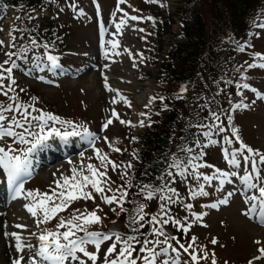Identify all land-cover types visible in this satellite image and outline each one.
<instances>
[{
    "label": "rangeland",
    "instance_id": "1",
    "mask_svg": "<svg viewBox=\"0 0 264 264\" xmlns=\"http://www.w3.org/2000/svg\"><path fill=\"white\" fill-rule=\"evenodd\" d=\"M184 1L125 0L124 3H119L118 0H96L100 4L99 10H97L101 17L100 21L96 19L91 0H39L29 14L31 19L20 16L19 12L11 7L6 8L0 5V29H2L0 30V40L5 42V47L0 48V63L8 59L5 55L6 52L19 53L21 47L28 49L27 60L17 59L16 56H13V59L20 65L19 69L13 71L17 84L13 86L15 91L9 92L8 97L0 95V104L4 106L12 104L13 107L15 104H22L25 107L32 106L42 112L51 113L65 120H72L76 124H85L90 131L96 133L95 148L120 166L116 171H113L111 166L108 167L107 175L111 181L108 187L113 191H106V194L118 196L117 189L127 191L126 187L130 184L126 177L133 171L135 158L131 152V138L135 134L148 130L149 125L153 123L151 119L157 110H163L165 107V101H158L155 97L160 85L159 77H156L158 66L153 61L156 58L158 62L171 50L174 43L181 40V24L174 15V8L183 5ZM218 4H221V0H187L188 8L192 7L197 10L208 25L214 26L213 30H217L219 26L217 16L220 17V13L216 8ZM261 4L263 6L256 9L254 15L249 17L250 20H247L253 29L246 36L247 43L234 41L227 36L222 41L224 47H241L243 49V53L237 57L235 68L237 71L248 68L247 71H241L238 74L243 76L246 74V77H251L249 82L251 86L244 88L243 85H239V82H233L231 97H229L231 93L227 87L222 86L219 89L220 98L216 101L217 113L208 119L206 128H204H208V130H198V134L202 132L204 137L202 140L199 134L201 142L196 145L197 149L186 153L189 154L190 159L192 156H196V159L183 166L185 161L177 162V159L170 154L172 157L168 159L161 175L157 177L158 185H161L163 191L155 193L151 200L145 199L148 190L129 194L123 205L125 209L123 213H120L116 204H105L100 196L93 192L95 202L78 200L67 211L60 212L51 222L37 228L35 220L24 207L31 203L29 199L25 198L28 191L50 193V189L55 187L54 181L61 176H70L72 168L79 169L81 165L86 167L89 163L100 167L92 146H89L88 149L84 147L77 153L68 154L64 158L56 156L55 161L47 163L30 176L29 181L23 186L24 190L21 196L13 200L12 204L4 206V200H1L0 205H3V208L0 206V248L9 247L11 253L8 261L4 264H9L11 259V264H13L14 260L21 257H23L22 264L25 262L30 264L29 257L32 252L27 248L23 252H18L12 233L18 234L25 243L37 245L38 241L31 233L39 234L41 229L56 231L59 220L61 218L70 219L74 210L84 211L87 209L91 212L97 208L99 209L97 215L102 218V223L89 226L88 231L106 233L117 230L128 233L123 232L126 229L124 224L127 216L126 208L133 206L136 210L140 204L145 205V212L148 214L145 216V227L140 230L143 233L149 232L152 225H148L147 220L151 215L160 213L159 206L161 204H164L168 209V214L164 218L167 219L170 215L186 225H191L186 235L178 231L171 222L164 226V230L169 236L178 237L185 247L191 243L192 237H196V242L193 245L196 253L199 256H203L205 251L209 254V258L200 260V264H211L212 253H215L217 264H225V262L227 264H248L250 259L259 255L257 249L261 245L254 242L259 240L255 236L260 233L261 229L253 224V220L248 216L250 214L245 215L249 212H246L243 197L240 196L241 188L238 185H233L240 181V178L229 175L228 180H231L232 183L226 182L221 190L217 191V188L220 187L219 179L223 177L208 183L203 179V176H216V169H219L229 173L235 171L242 172L243 175L250 174L253 176L252 183L264 182V180L256 179L257 174L264 177V164H258L257 171L251 172L250 166L243 163V156H247L248 153L246 149H240L242 141L248 147L264 153V98H261L264 97V68L248 67L249 64H264V61L254 58L255 53L264 55V0H261ZM118 8L122 11H117ZM81 10L83 15L79 14ZM124 13H127V16ZM17 16L22 19L16 20ZM132 16L140 19H129ZM121 18L127 21V26L122 31L130 46L128 50L132 53L131 56L124 50L116 51L119 53L118 55L113 54L106 41L104 47H101L100 24L105 27L104 39L107 38L108 32L112 35L115 33V23H118ZM164 23L169 25L168 33L162 32ZM14 27L23 31L13 33L16 36V47L11 48L7 46L9 44L8 33ZM28 30H33V35L41 38L38 41L40 44L48 43L50 45L48 51L51 55L60 58L62 72L59 70L40 72L35 69L36 61L33 60V56H39L45 49L40 47L33 50L31 48V38L25 36ZM154 32L161 38L158 39ZM32 38L34 37L32 36ZM158 43L161 45V50L159 56H155V48ZM105 51L108 52L107 57L104 55ZM7 66L5 65V67ZM146 74H150L151 79L141 80V77ZM4 83L8 84V81L5 80ZM109 88L112 91H109ZM11 96H15L16 100H10ZM234 98L238 102L239 100L242 102V104H238L241 107L235 109L234 113L236 114L231 117L232 126L238 130L239 140L224 123L228 107L232 104L229 102ZM29 111L31 112V108ZM113 111L119 115L121 120L129 121L131 124H121L112 116ZM142 113L144 115H141ZM38 114V112H31L33 116ZM5 115L9 119L13 115L17 119H21L19 113L15 111L6 112ZM215 116H218L219 119H215ZM110 118L113 119V124L104 130L102 125ZM142 120L144 126L140 125ZM50 126H52L51 122ZM54 126L60 127V125ZM219 128L224 130L219 131ZM15 131L20 132L22 129H15ZM32 131H38V129L33 128ZM204 133H208V135L205 136ZM28 139L33 140V137H28ZM9 145L18 149L14 153L15 155L23 154L26 149L24 148L25 144H17L11 137L0 141V146L7 148ZM113 148H119L121 151L115 152L112 150ZM237 150L243 153V156L238 154L237 157L241 162L239 168L229 165L230 155L225 157L226 151L231 153ZM256 159L259 160L258 157ZM174 160L180 164V169L169 166ZM128 164H131L132 167L127 168ZM190 164L194 167H190ZM100 170L104 169L100 168ZM178 171H184L185 174L178 175ZM169 172L173 175L169 176ZM3 173L4 170L0 168V174L4 175ZM165 185L166 187H164ZM201 186L208 193L207 196L199 195ZM169 188H175L178 195L173 196L168 191ZM233 191L235 194L228 197V193ZM193 192L197 194L195 199L191 196ZM161 195L172 196V200H160ZM225 198L228 199L227 204H218L220 199ZM213 203H217L218 207H206ZM187 204L192 205L191 210L184 207ZM112 208H116V212L111 211ZM117 213L120 214L117 215ZM205 213L207 214L204 215ZM193 214L202 215L203 219L197 221ZM113 221L116 223L113 224ZM17 225H26V229L17 227ZM132 226L137 227V225ZM65 230L64 228L60 229L61 232ZM261 232L264 236V229ZM128 234L139 235V233L133 232ZM77 235H83V233H77ZM212 238H216L218 241L216 245L211 244ZM140 239L143 240L144 236L141 235ZM148 239L164 241L165 238L148 236ZM168 242L173 247H178L175 241L169 240ZM166 246L164 243L155 246L148 245L149 248L155 247L156 251ZM86 247L89 251H95L93 245H86ZM104 247L106 245L102 246L101 255H103ZM192 250V248L189 249L190 252ZM169 255L175 254L169 250ZM167 258V256H163L161 260ZM179 260L181 264H185V262L192 264L190 257L183 250H180ZM70 264H77V262L71 261ZM88 264H91V261H88ZM98 264H100L99 261ZM254 264H264V261H255Z\"/></svg>",
    "mask_w": 264,
    "mask_h": 264
},
{
    "label": "snow or ice",
    "instance_id": "2",
    "mask_svg": "<svg viewBox=\"0 0 264 264\" xmlns=\"http://www.w3.org/2000/svg\"><path fill=\"white\" fill-rule=\"evenodd\" d=\"M95 3V0H93ZM119 3H124L125 0H118ZM99 10V6L97 5ZM117 11H122L117 9ZM80 15H83L81 10ZM115 15V13H113ZM127 16V13H124ZM16 20L22 19V17H15ZM31 19V17H29ZM129 19L138 20L139 17L132 16ZM151 19V18H149ZM127 26V21L123 18L119 20L118 23H115V33L113 38L107 41V44L110 45L113 50V54L118 55L119 53L115 50L121 47V41L116 37L123 34V28ZM101 28V47H104L105 41L103 36L105 34V27L103 24ZM2 30V29H0ZM15 31H23L21 29L12 28L9 33V44L8 47L15 48L16 36L13 35ZM143 31V29H140ZM5 47V42L0 40V48ZM42 47L45 51L39 56H33V60L36 61L35 69L37 71L43 72L45 70L50 72H55L56 70L63 71L62 65L59 63V57L51 55L48 51L50 45L48 43L40 44L35 38H31V48L34 50L36 48ZM243 51V49H240ZM28 49L21 47L19 53L16 52H6L5 55L8 59L0 63V95L9 96V92L15 91L13 88L17 84L13 76V71L19 69L20 65L17 64L16 60L13 59V56H16L17 59L27 60ZM125 52L131 56L132 53L124 48ZM105 57L108 56V52H104ZM254 58L257 60L264 61V55L260 53H255ZM5 65H8L5 67ZM249 68L252 67H261L264 68V64H249ZM7 80L8 84H5L4 81ZM107 87V84H106ZM244 88H249L248 84L243 85ZM112 91L111 88L108 89ZM186 88H181V94L178 98H183V93L186 91ZM23 91V89H20ZM264 98V97H261ZM10 100L15 101L16 97H9ZM34 100L36 98H33ZM163 99V98H161ZM234 107L239 108L241 105H235ZM31 112H38V115H31ZM19 113L21 119H17L13 115L10 119L5 115L6 112ZM141 115H144L143 113ZM112 116L115 117L121 124H131L129 121H124L119 118V115L113 111ZM215 119H219L218 116H215ZM231 120V117H229ZM34 122V123H33ZM50 122L51 125L50 126ZM113 124V119H108L103 125L102 128L107 130V128ZM54 125H60L59 128ZM140 125L144 126V121H140ZM150 126V125H149ZM38 129V131H32V129ZM15 129H22V131L17 132ZM223 128H219V131H223ZM233 134L236 135L237 140H239L238 130L234 129ZM205 136L208 133H204ZM6 137L14 138V142L17 144H30L22 155H15L14 153L18 149L12 148L10 145L5 148L0 146V168L4 170L7 176V186L11 193V199H16L21 196L23 192V183L19 182L21 177L31 175L30 172V160L29 157L40 148H49L54 149L56 147L55 142H59L62 146H67L70 139L78 137L81 141L87 143L89 146H92L95 150L96 158L100 163V167H97L94 164L89 163L86 167L81 165L79 169L72 168L70 176H61L59 179L54 181L55 187L50 189L49 192L41 193L39 191H28L25 198L29 199L31 203L26 204L24 207L26 211L33 217L36 222L37 228H40L41 225L51 222L56 218L60 212L67 211L71 205L78 201H88L92 200L95 202V197L93 192L100 196V199L108 205L116 204L120 213L125 211L124 202L129 193L121 189H117L116 192L119 193L117 196L113 194L111 196L106 194L107 192H112L113 190L108 187V184L111 182L110 178L107 175L108 167L111 166L113 171H116L119 165L114 161L110 160L106 154L100 152L99 149L95 148V140L97 139L96 133L89 130L85 124H76L72 120H65L59 116L52 115L51 113L42 112L32 106L25 107L22 104H15L13 107L12 104L4 106L0 104V141ZM28 137H33V140H29ZM106 139V138H105ZM231 143V141H228ZM111 146V145H110ZM240 149H246L248 155L243 156V153H240L239 150L236 152L228 153L225 152V157L229 155L231 159L228 161L230 166L235 168L241 167V162L238 160V154L243 156V163L250 166L251 172H256L258 164H264V153H260L258 150H254L247 145L240 142ZM115 152H120L121 149L113 148ZM256 157L259 158L257 161ZM178 160V157L176 158ZM196 156H192L191 160H195ZM71 163V161H69ZM170 167H175L180 169V164L176 163L174 160ZM194 167L193 165H189ZM127 168H131L132 165H126ZM100 168L104 170L101 171ZM178 175L183 176L184 171H178ZM169 176L173 173L169 172ZM229 175L233 177H239L241 183L244 185V188L247 190H255L258 195H252L245 199L246 204H251L252 207L249 209L250 213H258L261 217V223H264V183H252L253 176L246 174L241 176L240 173L233 171L232 173L224 172L219 169H216V176H203V179L208 183H211L214 179H219L220 187L217 188V191L221 190L222 186L227 183H232L231 180H228ZM163 179V177H161ZM256 179L258 181L264 180V177H261L257 174ZM166 187V185L164 186ZM90 189V190H89ZM144 189H151L147 192L145 199L151 200L157 192H162L163 188L157 186L152 188L150 185L145 184L141 191ZM169 192L173 196L178 195L175 188H169ZM235 194V191L229 192L228 197H231ZM246 193L242 192V195ZM196 193H191L193 199L196 197ZM199 195L207 196L208 193L203 190V186L200 188ZM160 200H172V196H163L159 197ZM228 199H220L218 204H227ZM217 203L206 205V207L217 208ZM161 215L153 214L147 220L148 225H152L148 233H143L140 230L145 227V216L148 214L145 212V205L140 204L136 209V215L130 216L128 222L125 224V227L130 228L131 232L139 233V235H130L128 233H122L117 230H111L109 232H94L88 231V227L95 224L102 223V218L97 215L99 209L93 210L91 212L85 209L81 211L76 209L73 211L70 219L61 218L56 225V231H50L47 229H41L39 234L33 232L32 236H35L38 244L32 245L31 243H25L22 241L21 237L12 233L11 235L15 238V248L18 252H23L25 248L32 252V255L29 257L30 264H40L41 261L48 262V264H70L71 261H76L77 264H88V261H91V264H181L179 260L180 250H183L184 253H187L190 257L192 264H200V260H207L209 254L205 251L203 256H199L196 253V250L193 248V245L196 242V237L191 238V243L187 247L180 242V239L176 236H169L165 230L164 226L168 225L169 222L177 228L178 231H181L185 235L189 232L191 225H186L182 223L179 219H174L170 215L168 218H164L168 214V209L164 204L160 206ZM186 209L191 210L192 205L187 204L184 206ZM111 211L116 212V208H112ZM120 213H117L119 215ZM205 213L204 215H206ZM249 213H245L248 215ZM195 219L200 221L203 219L202 215H195ZM116 221H113L115 224ZM132 225H137L133 227ZM159 225V227H156ZM205 227L207 225H204ZM17 227L25 228L26 225H17ZM64 228L65 231L61 232L60 229ZM77 233H83V235H77ZM144 236V239L141 240L140 236ZM148 236L155 237H164V241L159 239L149 240ZM169 240L176 242L178 247H173ZM111 243H108L110 242ZM212 245H216L218 241L216 238H212L210 241ZM161 243L166 244L167 246L156 251L155 247L149 248V244L159 245ZM254 243L261 245L262 242L257 240ZM86 245H93L95 251H89ZM104 247L103 255H101L102 246ZM193 250L190 252L189 249ZM169 250L175 255H169ZM259 255L254 256L248 261V264H254L255 261H264V246H261L257 249ZM79 254V255H78ZM135 254V255H134ZM167 256V259L161 260V257ZM23 257L18 258L13 261V264H22ZM27 264V262H25ZM187 264V262H185ZM211 264H217L215 258V253L211 254ZM227 264V262H225Z\"/></svg>",
    "mask_w": 264,
    "mask_h": 264
},
{
    "label": "trees",
    "instance_id": "3",
    "mask_svg": "<svg viewBox=\"0 0 264 264\" xmlns=\"http://www.w3.org/2000/svg\"><path fill=\"white\" fill-rule=\"evenodd\" d=\"M38 1L0 0V5L11 7L20 16L27 18ZM262 6L261 0H221V4L216 7L220 13V17L217 16V30H213L214 26L208 25L197 10L188 8L187 0L174 8V15L181 24V40L174 43L171 50L158 62L156 58L153 61L158 66L156 77H159L160 85L155 97L158 101L164 100L165 107L157 110L148 130L131 138V152L135 158L133 171L126 177L130 184L126 187L129 194L140 192L145 184L152 188L161 186L158 185L157 177L172 157L170 154L175 159L178 157L177 162L185 161L183 166L191 162L186 153L197 149L196 145L204 137L199 132L201 139L199 138L198 130L206 128L210 116L217 113L219 89L227 87L231 97L233 82H239L240 86L249 85L251 77L238 74L248 68L241 71L235 68L237 57L243 53L240 50L242 48L224 47L222 41L227 36L234 41L247 43L246 36L253 30L247 20ZM168 26L164 23L162 32L168 33ZM25 36H33L37 41L41 39L33 35V30H28ZM155 36L161 38L157 33ZM160 50L161 45L158 43L154 55L159 56ZM149 78L151 79V75L146 74L141 80ZM182 87L187 90L183 93V98H178ZM229 103L232 104L228 107L224 123L233 131L236 128L232 126V119L229 120V117L236 114L234 106L242 102L234 98ZM144 190L146 192L151 189ZM126 213L124 224L130 216L136 214V210L130 206L126 208ZM123 232L130 233L131 230L126 227Z\"/></svg>",
    "mask_w": 264,
    "mask_h": 264
},
{
    "label": "bare ground",
    "instance_id": "4",
    "mask_svg": "<svg viewBox=\"0 0 264 264\" xmlns=\"http://www.w3.org/2000/svg\"><path fill=\"white\" fill-rule=\"evenodd\" d=\"M93 2V1H92ZM93 5L95 6L94 8H97V3H94L93 2ZM113 38V35L110 33V32H108V35H107V38H104L103 40L104 41H108V40H110V39H112ZM117 39H119L120 41H121V47L120 48H118V49H116L115 51H118V50H124V48H127V49H129V45H128V42H127V40H126V36H125V34L123 33L122 35H118L117 37H116ZM109 47H110V45H109ZM110 50L111 51H113L112 49H111V47H110ZM56 143V142H55ZM57 146V145H56ZM67 146H69L67 149H69V150H72L73 149V147H72V141L70 140L69 141V143H68V145ZM67 146H63L64 148H66ZM57 147H55L54 149H56ZM36 151H39V153H40V155H41V157H42V159L45 157V156H47V155H49L50 153H51V150L49 149V148H40V149H37ZM37 153V152H36ZM70 153H73V152H70ZM41 159V160H42ZM240 175L241 176H243V174L242 173H240ZM259 183H264L263 181H261V182H258V185H259ZM242 184V183H241ZM234 186L236 185L237 186V183H234L233 184ZM242 186H243V188H244V185L242 184ZM9 191V190H8ZM10 192V191H9ZM243 193H246L244 196L246 197V198H248V197H250V196H252V195H258V193L255 191V190H247V189H245L244 188V191H243ZM8 202V201H7ZM252 207V205L251 204H248V212H249V209ZM249 216H250V218L253 220V222H254V225L256 226V225H259V224H264V223H261V217H260V215L258 214V213H250L249 212ZM258 228H260L261 230L262 229H264V226L263 225H261V226H257ZM261 230H260V233L259 234H257L255 237H257L261 242H262V244H261V246H263L264 245V236H263V234H262V232H261ZM6 248V249H5ZM9 248V247H8ZM6 246L4 247V249H1L0 248V259H1V263L0 264H4V263H6L7 261H8V259H9V257H10V255H11V253H10V251H9V249H8ZM11 261H12V259H11ZM11 261H9V264H11ZM41 264H43V262H41Z\"/></svg>",
    "mask_w": 264,
    "mask_h": 264
}]
</instances>
